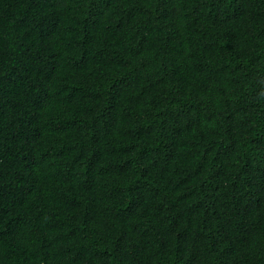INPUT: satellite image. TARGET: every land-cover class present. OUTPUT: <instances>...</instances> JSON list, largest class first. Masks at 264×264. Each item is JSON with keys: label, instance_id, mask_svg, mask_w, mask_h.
<instances>
[{"label": "trees", "instance_id": "obj_1", "mask_svg": "<svg viewBox=\"0 0 264 264\" xmlns=\"http://www.w3.org/2000/svg\"><path fill=\"white\" fill-rule=\"evenodd\" d=\"M0 264H264V0H0Z\"/></svg>", "mask_w": 264, "mask_h": 264}]
</instances>
